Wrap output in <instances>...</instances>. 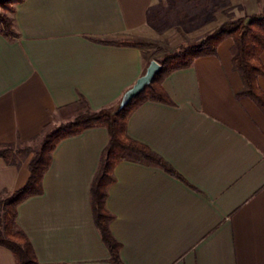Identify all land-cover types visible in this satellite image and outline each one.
<instances>
[{
    "label": "crops",
    "instance_id": "0c3cea01",
    "mask_svg": "<svg viewBox=\"0 0 264 264\" xmlns=\"http://www.w3.org/2000/svg\"><path fill=\"white\" fill-rule=\"evenodd\" d=\"M262 8L264 0H24L11 16L16 37L0 34V147L32 149L52 127L116 105L151 60L160 63L161 46L200 40L228 11ZM123 41L160 47L115 44ZM232 48L226 38L215 56L166 75L167 101L129 115L127 136L175 175L139 156L115 164L104 209L123 264H264V110L239 96ZM257 85L264 91V76ZM107 142L104 127L61 140L42 194L18 206L16 227L38 264H114L90 195ZM32 156L0 158V194L25 185ZM0 264H16L2 247Z\"/></svg>",
    "mask_w": 264,
    "mask_h": 264
},
{
    "label": "trees",
    "instance_id": "16d2710c",
    "mask_svg": "<svg viewBox=\"0 0 264 264\" xmlns=\"http://www.w3.org/2000/svg\"><path fill=\"white\" fill-rule=\"evenodd\" d=\"M24 0H0V34L16 37L12 19L6 13H14V7ZM232 38V64L240 73L244 89L239 96L247 97L264 110V91L257 85V79L264 76V66L260 55L264 52V8L258 14L243 16L225 22L215 31L193 43L181 45L174 52L166 54L159 61L162 70L150 86L133 98L128 105L116 114L108 110L87 111L76 115L71 121L60 124L42 137L40 149L8 145L0 147V158L9 161L14 153H33L28 164L29 177L25 185L14 192L0 194V247L9 250L16 264H38L33 247L26 235L17 229L18 206L31 197L42 194V178L51 162L55 146L63 139L78 135L84 130L104 127L108 142L101 155L99 168L90 189L93 220L101 239L105 243L114 264H123L119 258L120 245L109 232L111 216L104 209L107 188L113 182L112 170L116 163L129 156H139L148 163H154L175 175L160 157L149 147L127 136L126 127L129 115L146 101L166 102V95L160 83L168 74L190 67L200 57L215 56L218 45L226 38ZM117 45L150 47L145 42H116Z\"/></svg>",
    "mask_w": 264,
    "mask_h": 264
},
{
    "label": "water",
    "instance_id": "95a60500",
    "mask_svg": "<svg viewBox=\"0 0 264 264\" xmlns=\"http://www.w3.org/2000/svg\"><path fill=\"white\" fill-rule=\"evenodd\" d=\"M162 70V66L155 60H151L146 67L143 75L136 81V83L128 89L119 100V102L113 106V110L109 111L111 114H116L121 111L130 101L137 97L144 89L151 85L155 77Z\"/></svg>",
    "mask_w": 264,
    "mask_h": 264
},
{
    "label": "rangeland",
    "instance_id": "374dc122",
    "mask_svg": "<svg viewBox=\"0 0 264 264\" xmlns=\"http://www.w3.org/2000/svg\"><path fill=\"white\" fill-rule=\"evenodd\" d=\"M228 16H227V20H226V22H231V21H234V20H237V19H239V18H241V16L243 15V14H241V13H237V12H235V11H228ZM6 15L10 18V19H12V14L11 13H6ZM243 17V16H242ZM182 38H184V37H182ZM185 40H187V38L185 37L184 38ZM189 43H191V42H178V43H172V44H168V46L166 45V47L164 46V48L162 47H160V46H158L159 44L158 43H152V42H150L149 44H151L152 46H150L149 48H156V47H160V49H159V61H161L162 60V57L164 56V55H166V54H169V53H171V52H174V51H176L177 49H178V47H180L181 45H185V44H189ZM169 47V48H168ZM168 48V49H167ZM161 50V51H160ZM119 102V101H118ZM117 102V103H118ZM113 106L112 107H109V108H106L105 110H108V111H112L113 109ZM85 112H87L86 110L85 111H83V112H81V113H85ZM81 113H79V114H81ZM62 124V123H61ZM60 125V124H59ZM58 125V126H59ZM57 127V126H56ZM55 127H52L49 131H47V133H50L53 129H54ZM46 133V134H47ZM41 141H42V139H40L38 142H36V144H34V146H33V150H35V151H37L38 149H40V146H41Z\"/></svg>",
    "mask_w": 264,
    "mask_h": 264
}]
</instances>
